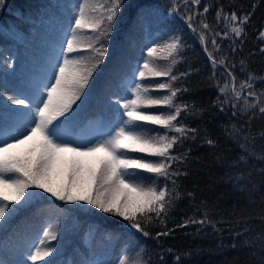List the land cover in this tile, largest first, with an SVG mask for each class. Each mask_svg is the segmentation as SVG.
Masks as SVG:
<instances>
[{"label":"trees","instance_id":"trees-1","mask_svg":"<svg viewBox=\"0 0 264 264\" xmlns=\"http://www.w3.org/2000/svg\"><path fill=\"white\" fill-rule=\"evenodd\" d=\"M77 2L6 0V6L0 10V85L5 86V90L20 88L13 79L29 84L27 77L36 80L31 77L33 73L38 79L45 73L71 14L64 8L70 7L73 11ZM90 2L99 4L107 3V0ZM52 3L62 8L58 10ZM206 6L209 11L203 13ZM221 10L224 17L231 12H236L237 16L252 13L240 39L223 35L228 31V23L217 19ZM189 15L195 32L187 25ZM201 21L210 25V29L204 30L209 41L207 50L200 38ZM261 31H264V0H201L199 5L186 4L185 0H125L106 41L108 52L104 63L92 77L86 90L89 99L75 121L81 123L88 118L93 121L101 117L109 128L118 119L115 100L123 94L117 87L121 76L136 65L142 53L146 54V45L170 35L181 36L184 47L173 74L179 77L174 87L184 90L178 93L176 102L191 107L188 112L181 113L178 122L197 129L195 139L183 140L173 149L175 154L187 156L184 163L174 165L187 173L176 178L181 196L168 213L165 224L154 221L147 227L151 234L145 237L139 233L130 234L126 229L114 232L123 229L127 222L90 206H86L88 212L76 211L77 205L65 204L44 193L16 221L13 220L14 224L0 230V258L7 259V253L15 251L16 247H25L27 242L31 244L40 238L49 225L55 226L59 217L60 239L52 243L63 245L61 260L76 264L93 257L115 264L122 250L137 245L145 250L141 259L147 261L150 258V264H176V255L181 257L179 264H264V160L257 158L264 154V136H261L264 115L258 110L242 112V100L233 107L231 91L227 97L219 91L226 83L231 87L227 75L229 69L236 75L237 88L251 72L257 76L256 91L264 90V82L259 79L264 77ZM212 38L216 39L218 49L211 44ZM210 53L217 61L221 57L227 58L228 68L221 64L214 66ZM163 55L160 53L161 57ZM156 62L161 67L169 63L162 58H157ZM158 78L162 82L168 79L155 77L144 82L154 85L159 83ZM158 92L152 94H163ZM249 100L255 102L251 97ZM3 106L4 99L0 97V109ZM146 111L153 112V109ZM246 137H255L248 144V150H254L255 156L245 155V149L241 148ZM209 139L214 144L206 143ZM103 155L74 157L72 153L63 154L53 176L54 182L62 180L60 173L68 174L74 158L79 160L80 175L87 181L90 172L100 167ZM241 156H245L244 161H240ZM205 217L212 223L178 226L189 218L200 220ZM169 229L172 231L168 236H156L157 232ZM17 253H13L15 257H18Z\"/></svg>","mask_w":264,"mask_h":264},{"label":"snow or ice","instance_id":"snow-or-ice-1","mask_svg":"<svg viewBox=\"0 0 264 264\" xmlns=\"http://www.w3.org/2000/svg\"><path fill=\"white\" fill-rule=\"evenodd\" d=\"M124 2L107 0V3L97 4L90 0H78L67 18L58 50L49 59L45 73L15 91L5 90V86L0 85V97L4 99L3 109H0V230L47 193L65 204L77 205L76 211L88 212L89 207L86 206H90L91 209L127 222L123 229L114 232L126 229L130 234L139 233L147 237L151 234L147 230L148 225L154 221L165 224L168 213L180 198L176 178L187 173H182L174 165L184 163L187 156L183 153L177 155L173 149L183 140L195 139L197 132V129L178 122L181 113L188 112L191 107L176 102L178 93L184 90L174 87L179 77L173 74V68L184 47L181 36L170 35L167 39L146 45V54L142 53L136 65L121 76L117 87L123 94L115 100L118 119L107 132L101 133L104 139H86L70 135L68 131L77 119L79 110L89 99L86 90L104 63L108 52L106 41ZM189 2L199 5L201 0H185L186 4ZM5 6L6 0H0V10ZM255 7L253 5V9ZM208 11L209 7H204L203 13ZM251 14L249 12L237 16L236 12H231L224 17L222 10L218 12L217 19L228 23V31L223 35L240 39ZM200 23V38L207 50L209 41L204 30L210 29V25L203 21ZM187 25L193 32L196 31L191 15L187 17ZM259 38L264 40V31L259 33ZM211 44L218 49L215 38L211 39ZM260 51L264 52V48ZM160 53L164 55L161 57ZM157 58L167 60L168 65L161 67L156 62ZM209 58L214 66L221 64L228 68L227 58L221 57L217 61L211 53ZM241 64L243 71V62ZM227 75L231 87L227 83L218 87L226 97L231 91L232 106L236 107L242 100V112L258 110L264 115V90L256 91V74L249 72L238 88L235 73L229 69ZM155 77L168 79L167 82L154 85L144 82ZM259 79L264 82V77ZM158 90H164L167 94H152ZM249 97L255 102L249 100ZM109 102H112L111 99ZM161 107L168 111H146ZM261 136H264V132H261ZM254 139L246 137V143L241 145L245 155H256L254 150H248V144ZM206 143L212 145L214 141L209 139ZM65 153H72L74 157L97 153L104 155L100 158V167L90 172L87 181L82 179V166L74 158L66 178L56 183L53 176ZM130 153L142 155L134 156ZM257 158L264 160V154ZM244 160L245 156H241L240 161ZM144 173L150 175L145 176ZM211 223L207 217L200 220L189 218L178 226ZM171 231L157 232L156 236H168ZM59 239L58 217L55 226L49 225L40 238L25 249L26 260L31 264H76L60 259L63 245L52 243ZM144 252L139 245L136 248L129 246L119 253L115 264H150V258L147 261L141 259ZM160 259L163 261V256ZM180 259V255L175 256L176 264H179ZM0 264L9 262L0 258ZM16 264H24V261ZM79 264L113 262L93 257L85 258Z\"/></svg>","mask_w":264,"mask_h":264},{"label":"rangeland","instance_id":"rangeland-1","mask_svg":"<svg viewBox=\"0 0 264 264\" xmlns=\"http://www.w3.org/2000/svg\"><path fill=\"white\" fill-rule=\"evenodd\" d=\"M51 5H53L54 7H56L58 10H60L62 8V7H59L57 4L55 5V3H52ZM64 10H70L72 12V10L70 9V7H65ZM50 29H52V28L50 27ZM158 80H159V83L162 82V79L161 78H158ZM23 83L25 85H28L25 82H23ZM158 91H159L158 93H163V94H161V95L160 94H156V96H163V95H166L167 94V92L164 91V90H158ZM161 111H166V110L163 107H161V108H153V112H161ZM101 133H105V127L103 125L96 124V125H92V127H91V129L89 131L79 132L76 135H73L71 133H69V134L70 135H73V136H81V137H84L86 139H91V138L104 139L105 137L103 135H101ZM60 174H61L62 180L65 179L66 176H67L66 172H63V173H60ZM29 191H31V189ZM117 195H120V194H117ZM23 212H21L19 215H17L13 220L16 221ZM13 220L10 222V225L14 224L13 223ZM15 249L17 251L23 253V257H21L20 259H18L16 261L14 259H11V258H10V260H13V262L24 261V263L25 262L31 263V262H29V261L26 260V257L24 255V253H25V249L24 248L16 247Z\"/></svg>","mask_w":264,"mask_h":264}]
</instances>
